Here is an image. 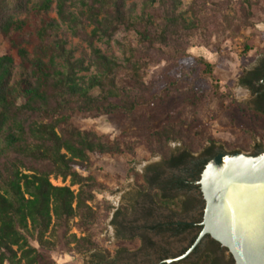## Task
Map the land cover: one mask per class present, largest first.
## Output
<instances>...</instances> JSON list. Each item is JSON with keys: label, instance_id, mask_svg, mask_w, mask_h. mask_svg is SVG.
<instances>
[{"label": "rangeland", "instance_id": "374dc122", "mask_svg": "<svg viewBox=\"0 0 264 264\" xmlns=\"http://www.w3.org/2000/svg\"><path fill=\"white\" fill-rule=\"evenodd\" d=\"M24 1L27 11L16 13L14 20L24 21L26 26L13 35V45L0 33V56L11 55L17 64V48L44 64L54 56L57 69L73 72L71 81L84 89L100 76L99 56L118 65L111 77L114 80L105 89L113 96L115 107L62 108L57 114L30 119L31 130L41 124L56 126V120L64 118L121 151L89 154L86 167H75L78 175L100 186L91 192L92 199L88 200L89 188L84 182L83 203L77 208L74 201L72 216H57L52 203L47 228L34 227L30 221L27 230L17 227L26 243L21 240L10 246L11 253L0 249V264L133 263L139 246L136 237L144 232L141 213L152 200L146 195L152 190L146 188L144 179L152 168L165 169L164 156L177 155L188 145L195 158L210 146L218 152L264 151V115L254 110L250 90L239 82L264 56V0H179L174 25L187 39L180 41V48L171 44L165 49L142 44L134 29L122 23L127 15L131 19L141 16L149 0H121L119 11L112 10L109 16L102 0H68L71 22L66 23L59 20L57 0H52L47 16H42L59 26L55 39L60 46L52 53L36 33L40 16L33 9L44 0ZM151 14L154 22H161L159 8ZM203 63L210 70L203 69ZM52 90L58 94L55 87ZM168 122L181 124L190 141L157 136ZM8 124L4 131L18 135ZM36 136L29 130L26 144L40 147L41 135ZM39 158L36 166L52 186L78 194L80 185L73 184L70 177L57 176L51 161ZM153 196L158 200V193ZM169 206L178 210L176 201H168Z\"/></svg>", "mask_w": 264, "mask_h": 264}, {"label": "trees", "instance_id": "16d2710c", "mask_svg": "<svg viewBox=\"0 0 264 264\" xmlns=\"http://www.w3.org/2000/svg\"><path fill=\"white\" fill-rule=\"evenodd\" d=\"M120 1L102 0L107 16L112 10L119 11ZM178 1L149 0L145 3L141 16L131 19L127 15L122 23L133 28L138 40L150 48L165 49L171 44L175 48H180V41L187 39V35L176 30L174 25V21L178 19L176 17ZM67 2L68 0H57V15L63 23L71 22ZM51 4L52 0H44L33 9L40 16V28L36 33L50 53L56 52L60 46L55 39L59 30L57 21L42 17L47 16ZM156 4L157 7H155ZM154 8H159L162 12L161 22L158 24L154 22L151 14ZM19 11H27L24 0H0V20H2L0 33L8 37L12 45L14 44L13 35L21 33L26 26L24 21L14 20ZM121 19L122 16H120ZM16 52L20 58L19 64L11 55L0 56V181L2 183L0 185V249L8 252L11 250L10 246L18 245L19 241L23 240V243H26L17 227L23 231L27 230L28 221L34 227L47 228L50 225L52 203L57 216L61 213L72 216L74 201L77 202V208L83 203L85 187L81 185L84 182H87L86 186L89 188L88 200L92 199L91 192L99 189L100 186L92 179L82 178L75 171V167H86L85 165L90 162L89 154L120 153L121 151L104 142L96 133L76 129L64 118L56 120V126L41 124L31 130L29 125V121L34 117L44 113L57 114L62 108L85 110L115 107L112 103L113 96L108 95L105 90L107 83L114 80L111 77L118 69L115 61L99 56L100 76L94 78L89 87L84 89L78 88V85L71 81L70 74L73 72L57 69L54 56L44 64L23 48H17ZM133 56L137 58V52H134ZM202 67L210 70L208 64L203 63ZM254 78L259 79L258 75ZM239 82L242 86L250 87L254 93L262 88V86L258 88L253 86L245 73L239 77ZM53 87L59 96L55 95ZM93 94L96 96H92ZM256 111L264 115V111L259 109ZM8 123L18 130V135H10L4 131ZM29 130L34 138L38 137L37 134L41 135L39 136V140L42 141L40 147L26 144ZM157 136H167L170 140L180 139L184 143L190 141V138L184 135L181 124L178 126V123L168 122V126H164L163 132ZM209 142L212 145L215 143L212 139H209ZM187 148L177 155L167 154L163 161L171 167L185 164L192 157L193 150L189 145ZM258 149L261 148L258 147ZM62 151L65 153L63 154ZM235 152L240 151H230V153ZM202 153L209 154L210 158L217 154L213 146L206 147ZM40 156L51 161L57 176L63 179L70 177L73 184L80 185L77 195L70 188L51 185L48 176L36 166ZM19 168L31 174H23ZM144 181L147 188L146 177ZM203 264H212V261L207 257Z\"/></svg>", "mask_w": 264, "mask_h": 264}, {"label": "flooded vegetation", "instance_id": "af4514ba", "mask_svg": "<svg viewBox=\"0 0 264 264\" xmlns=\"http://www.w3.org/2000/svg\"><path fill=\"white\" fill-rule=\"evenodd\" d=\"M245 74L253 86H262L255 93L250 87H244L253 96L254 110L264 111V56ZM257 75L259 79L255 80ZM215 153L220 152L215 150ZM210 159L209 154H204L191 157L177 167L164 162V170H150L146 178L148 190L152 191L146 195H151V205L141 213L144 223L140 229L144 232L136 237L139 242L134 250L136 260L127 264H203L207 257L212 264H235L227 249L209 235L196 243L203 228L205 208L199 180ZM155 193L158 200L153 196ZM168 201H176L178 210L168 207Z\"/></svg>", "mask_w": 264, "mask_h": 264}, {"label": "water", "instance_id": "95a60500", "mask_svg": "<svg viewBox=\"0 0 264 264\" xmlns=\"http://www.w3.org/2000/svg\"><path fill=\"white\" fill-rule=\"evenodd\" d=\"M199 185L205 208L196 243L209 235L235 264H264V151L218 153L206 163ZM237 185L247 188L238 192L236 217L231 219L225 213V198Z\"/></svg>", "mask_w": 264, "mask_h": 264}, {"label": "bare ground", "instance_id": "6f19581e", "mask_svg": "<svg viewBox=\"0 0 264 264\" xmlns=\"http://www.w3.org/2000/svg\"><path fill=\"white\" fill-rule=\"evenodd\" d=\"M247 188L246 186L237 185L236 190L230 187L228 194L225 198V213L228 216V218L235 219V204L239 198V193H243L244 189ZM239 192V193H238ZM262 217H257L255 219L258 223L259 221H262ZM252 233V232H251Z\"/></svg>", "mask_w": 264, "mask_h": 264}]
</instances>
